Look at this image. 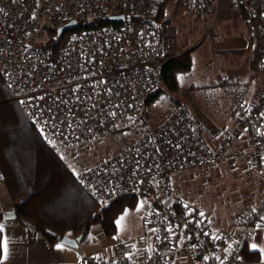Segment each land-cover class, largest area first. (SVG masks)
I'll use <instances>...</instances> for the list:
<instances>
[{"label":"built area","instance_id":"1","mask_svg":"<svg viewBox=\"0 0 264 264\" xmlns=\"http://www.w3.org/2000/svg\"><path fill=\"white\" fill-rule=\"evenodd\" d=\"M232 8L245 11L257 64L264 67V0H235ZM217 11L218 0H0V76L12 100L63 157L113 144L111 155L76 168L78 185L99 205L121 196L151 205L143 236L91 254L83 264H168L177 245L196 264H246L245 240L264 223V78L255 100L235 108L233 130L215 141H204L175 105L152 127L139 120L145 101L159 90L164 63L183 54L170 17L207 20L210 31ZM71 21L76 27L54 44L57 30ZM222 170L250 182L252 205L255 200L235 215L236 238L203 226L204 218L183 210L187 193L183 200L177 194V187L189 193L195 179L206 188L207 175Z\"/></svg>","mask_w":264,"mask_h":264},{"label":"trees","instance_id":"2","mask_svg":"<svg viewBox=\"0 0 264 264\" xmlns=\"http://www.w3.org/2000/svg\"><path fill=\"white\" fill-rule=\"evenodd\" d=\"M191 65L188 52L167 60L160 72V85L176 92L177 76L189 72ZM162 91L160 87L145 101L139 113L140 123L145 122L143 116L148 106ZM66 161L41 138L19 104L12 100L0 76V172L13 201L15 221L44 236L50 231L54 236L47 237L53 241L60 240L67 232H72L75 238L86 236L96 224L105 235H113L115 220L125 208L134 207L137 197L121 196L100 207L78 185Z\"/></svg>","mask_w":264,"mask_h":264},{"label":"crops","instance_id":"3","mask_svg":"<svg viewBox=\"0 0 264 264\" xmlns=\"http://www.w3.org/2000/svg\"><path fill=\"white\" fill-rule=\"evenodd\" d=\"M231 9L233 11H236L233 8ZM239 15L245 20L244 27L247 29V32L249 34V40L247 37V41H245L244 44L237 43L231 38H223L224 35L220 31L219 33L213 32L210 39H208L207 41L205 40L199 44V39L197 40L198 36L196 30L194 32L191 31V33L190 30L192 29H186L191 22H188L186 19L180 20L175 16L174 20L175 24L179 25L180 28H182V24L185 26V33H182L178 37L180 41V46L185 47V50L183 51H185L184 53H189L191 57V62L193 61L192 53L195 49L199 48V46H203V51L206 53L205 55H207V62L211 61V63H214L212 66L213 69L216 70L219 69L218 62L221 63L220 59L228 57V54H232L230 51L233 52V50L239 51L249 49V53L247 55L248 75L251 81L256 82L255 91L251 93L249 95V99L245 101V103H249L255 100L259 91L260 82L263 78V75H260L261 70H259L258 67L252 65L253 63H257V61L256 58L253 57V42L251 39V34L249 33L250 31L248 28L247 18L246 16H244L243 13H239ZM231 24L232 26L237 25L233 21H231ZM195 40H197L196 43H193L195 42ZM194 45L197 46L194 47ZM209 70L210 69L202 70L200 73H196L195 71H193L191 65V69L188 73L180 75L178 77L179 86H181L183 90L192 88L195 89L196 87H216L219 86L218 84H222V75L224 76L223 71L218 70L211 72ZM194 82L198 84L195 85ZM191 91L192 90H189V92H187L186 94L190 95ZM180 93L183 92H177V96L179 97L178 104L176 105L174 103L172 105L181 108L187 115L194 116L190 115L186 110V107L191 104V99H184ZM185 100L188 102H186ZM198 111L199 110L196 111V115L199 114ZM194 118L196 117L194 116ZM197 120L200 122L198 123L199 127L197 129L200 132V135L203 140L206 142L215 141L217 134L225 130H232L236 124L234 114L231 121L228 122V128L226 129L213 128L211 122H209V120H205V117L202 118L200 115L197 116ZM64 158L67 159L66 157ZM227 177L228 174L224 170H222L221 174L219 175L208 174L207 181L214 186L220 185V196H222L224 193H227L228 190H231L229 193V197L232 195H237L240 198L238 202V207H236L235 210L229 209L230 216H228L227 210L223 207V202H220V204L215 208H213V206H211L210 209L205 208L208 213L206 211H203L205 213V218L202 217L204 218L202 224L206 228H209L210 231L217 232L226 237L231 236L236 238L241 232V227L240 222L237 219L235 221V215L244 211L247 206L248 208H251V206L253 207L255 205V200H253L252 205L250 202V182L234 180L237 181V184H231L230 187H225L226 185H224L223 181ZM208 182L206 184V189L210 188L208 186ZM214 196H216V194ZM200 204L202 206H205L203 203ZM200 204H197L195 208H197ZM220 205L221 207H219ZM12 209L13 201L6 187L3 184L2 186H0V213L2 214L3 212L11 211ZM214 209H218L215 215L213 213ZM195 210L201 212L202 207L201 209L197 208ZM194 214L198 216L200 220L201 216L199 215V212H196ZM0 228H2V231H0L1 242L6 241L9 249V254L7 260L5 261V264H83V260L87 256L95 253H101L103 250L110 252L112 250V245L118 242V240L113 237L114 234L111 236L105 235L99 224L91 226L88 234L86 236H83L81 242L76 248L61 244L60 240H50L47 235L44 236L27 226H23L17 223L15 220L4 221L3 219H1ZM90 231H92V233H90ZM66 236L70 238H75L72 232H67ZM84 241L85 243H83ZM58 244L62 245V247L59 249L57 248ZM253 244H256L257 246L255 249L252 248ZM87 248H90V250H87ZM94 248H96L97 250H93ZM262 254H264V223L257 224L251 228V234L245 240L244 247L241 253V258L245 261L246 264H264V255ZM186 255V248L184 246L177 245V247H175V249L172 250V252H169L168 254V264H196L194 263V261L186 257Z\"/></svg>","mask_w":264,"mask_h":264},{"label":"rangeland","instance_id":"4","mask_svg":"<svg viewBox=\"0 0 264 264\" xmlns=\"http://www.w3.org/2000/svg\"><path fill=\"white\" fill-rule=\"evenodd\" d=\"M234 1L235 0H218V11H219V12L217 11L218 18L216 15L217 19H215L214 25L212 26V29L210 31L206 30L207 25H208L207 20L206 21L204 20L198 23L197 21L186 19L188 22H191L186 29H192L190 30V32L191 31L194 32L196 30V33L198 36L197 40L199 39L198 41L199 44L205 40L207 41L208 39H210L213 32L219 33V31L223 33L224 35L223 38L225 37L227 39L231 38L233 41L237 43L244 44L245 41H247V37L249 40V34L247 32V29L244 27L245 20L241 18V16L239 15V13H242L243 8H241V10L237 12L233 11L231 8L234 5ZM163 5H165V3H163ZM161 9L164 12L166 10V5L165 7L162 6L160 10ZM160 10H159V15H161ZM172 10L173 9H170L169 11H172ZM167 11H168V8H167ZM172 14L169 13V15H172ZM170 20L173 22V25L175 26L176 24H175L174 16H171ZM231 21H233L237 25L232 26ZM165 22L171 24L169 20H166ZM181 27L182 28H180V26L177 25L178 36L181 35L182 33H185V30H186L185 26L182 24ZM248 28L250 31L249 33L251 34L249 25H248ZM251 39H252V34H251ZM197 40H195V42L193 43H196ZM252 42H253V39H252ZM196 46L197 45H194V47ZM202 47L203 46H199V48L195 49L192 53L193 71H195L196 73H200L202 70H207V69H210L209 71L211 72L218 71V70L223 71L224 76L222 75V84H218L219 86H216V87H207V88H197L196 87L195 89L192 88V89L182 90L181 86H179V83H178L179 81L178 77L186 73L179 74L177 76L178 89L176 92H170L167 88L160 85L163 91L161 94H159L157 100L154 101L150 106H148L147 108L148 110L145 109L147 110V114L143 116L145 117V122L141 120V126L149 125L150 127H152L158 115H160L162 110H164L167 106H170L174 103L176 105L178 104L179 97L177 96V92L182 91L183 93H180V94L182 95L184 99H191V104L186 107V110L190 115H194L196 117L194 118V116H190L191 118L193 117L192 119L195 122L197 128L199 127L198 123H200L198 121L200 119L197 120L198 115H200L202 118L205 117V120H209L213 128H216V129L228 128V122H230L231 119L233 118L235 108L240 103H243V102L245 103V101L249 99V95L253 93L256 89V82L251 81L248 75L247 55L249 53L248 52L249 49L239 50V51L233 50V52L230 51L232 54H228V57H224L220 59L221 63L218 62L219 69L216 70V69H213V66H212L214 63H211V61L207 62V55H205L206 53L203 51ZM177 50H178L177 52H180V53L185 52L183 51L185 50V47L180 46V41L178 43ZM253 57H255L254 51H253ZM252 65L258 67V69L261 70L260 75H263L262 77L264 78V67L259 66V64L257 63H253ZM194 84L196 85L198 83L194 82ZM189 90H192V91L190 92V95H187L186 93L189 92ZM197 110H199L198 115H196ZM225 131H231V130H225ZM114 148L115 147L113 146V144L109 142L100 144V145H95L93 149L91 150L90 154L79 155L73 158L75 160L66 157L67 158L66 162L68 163L69 169H71V171L74 173V176L76 177L79 172V169H76V168L81 169L84 165L90 164L95 161H99L102 158H104L106 153H107V156L111 155L114 151ZM231 179L232 177L228 175V177L223 181L224 185H226L225 187L227 186L230 187L231 184L232 185L237 184L236 183L237 181H234V179L232 180ZM208 186L210 188L206 189L205 185L202 184L200 179H195L193 181L191 191L189 193L185 189L177 187L178 188L177 194L180 195L178 196L179 199H182V197H185V195L181 196V194H185V192L187 193V198H188L189 203L188 205L186 204L187 208L183 206V210L188 211L187 209L191 208L192 213H196V212L200 213V211H197L195 209L197 208L201 209L202 207V211H206L205 208L210 209L211 206L215 208L216 206L220 204V202H223V207L227 210L228 216H230L229 209L235 210V208L238 207V204H239L238 202L240 198L237 195H234V196L232 195L229 197V193L231 190H228V192L224 193L222 196H214L217 190H219L220 185L214 186V185H211V183H209ZM200 191H202V194L197 195V193H199ZM199 202L203 203L205 206H202ZM197 204H200V205L197 208H195ZM108 205H99V206L105 207ZM180 207L182 206L179 205V208ZM219 207H221V205ZM150 208H151V205L148 201L142 199V197L137 198L136 203L133 208H125L121 212V214L118 216L117 220L121 216H124L125 211L127 210L128 214L125 217V219L122 221V226L118 228L116 224V227H115L116 229H115L113 237L116 238L118 242L123 243L129 240L138 239L141 236H143L145 234L144 233V221L145 220L143 218H144V214L150 211ZM217 211L218 209L213 210L214 215L217 213ZM90 233H92V231H90ZM83 243H85V241ZM87 250H90V248H87ZM93 250H97V249L94 248Z\"/></svg>","mask_w":264,"mask_h":264},{"label":"water","instance_id":"5","mask_svg":"<svg viewBox=\"0 0 264 264\" xmlns=\"http://www.w3.org/2000/svg\"><path fill=\"white\" fill-rule=\"evenodd\" d=\"M122 19L123 18L121 16L109 18L110 21H121ZM75 27H76V22L71 21L68 24L64 25L63 27L59 28L56 33V39L54 40V44L58 42L59 38L63 35L64 32L70 29H73ZM2 219L4 221H14L16 219L14 209H12L11 211L3 212ZM45 234L49 236H54V234L51 233L50 231H46ZM82 238H83V235H80L79 237H76V238H70V237L64 236L60 239V242L61 244L76 248L78 244L81 242Z\"/></svg>","mask_w":264,"mask_h":264},{"label":"snow or ice","instance_id":"6","mask_svg":"<svg viewBox=\"0 0 264 264\" xmlns=\"http://www.w3.org/2000/svg\"><path fill=\"white\" fill-rule=\"evenodd\" d=\"M142 206V205H141ZM185 207L187 208V205H185ZM127 210L125 211V214L124 216H121L117 221H116V224H117V227L120 228L122 226V221L125 219V217L127 216ZM190 214V212H189ZM199 215L201 217H204L205 213L203 211H201L199 213ZM262 219H264V217H262ZM0 231H2V228H0ZM62 245H57V248H61ZM229 247H231V245H229ZM257 246L256 244H253L252 245V248L255 249ZM8 254H9V249H8V244L6 241H3V242H0V264H5V261L7 260V257H8ZM264 255V254H262ZM219 259V257H218Z\"/></svg>","mask_w":264,"mask_h":264}]
</instances>
